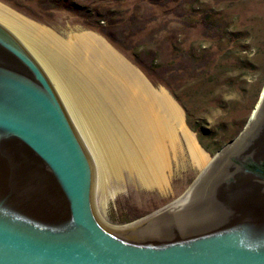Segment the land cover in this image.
Here are the masks:
<instances>
[{"label":"water","instance_id":"1","mask_svg":"<svg viewBox=\"0 0 264 264\" xmlns=\"http://www.w3.org/2000/svg\"><path fill=\"white\" fill-rule=\"evenodd\" d=\"M263 112L264 101L182 198L109 228L56 90L0 26V264H264Z\"/></svg>","mask_w":264,"mask_h":264},{"label":"rangeland","instance_id":"2","mask_svg":"<svg viewBox=\"0 0 264 264\" xmlns=\"http://www.w3.org/2000/svg\"><path fill=\"white\" fill-rule=\"evenodd\" d=\"M184 1L182 18L176 16L172 3L147 8L143 0H0V6L61 41L81 33L103 39L153 89L167 92L181 109L187 129L213 160L244 133L264 98V0ZM93 15L103 16L102 27L109 20L119 21L116 42L93 26ZM146 19L151 21L141 30ZM134 54L144 56L145 71ZM61 71L74 94L79 84L83 87L84 83L69 80L65 66ZM60 101L93 163L95 210L107 227L121 229L149 218L182 198L202 174L186 163L169 176L165 190L143 187L127 173L104 178L76 126L78 119ZM91 102L98 117V109H107L98 95ZM93 126L89 125L90 130Z\"/></svg>","mask_w":264,"mask_h":264},{"label":"bare ground","instance_id":"3","mask_svg":"<svg viewBox=\"0 0 264 264\" xmlns=\"http://www.w3.org/2000/svg\"><path fill=\"white\" fill-rule=\"evenodd\" d=\"M0 26L44 67L58 96L78 119L76 126L104 178L127 173L143 187L165 190L169 176L186 163L203 172L212 161L185 126L181 109L167 92L153 89L103 39L81 33L61 41L2 6ZM61 66L71 75L69 80L84 83L75 94L66 86ZM96 95L107 107L98 109L99 117L91 108Z\"/></svg>","mask_w":264,"mask_h":264},{"label":"trees","instance_id":"4","mask_svg":"<svg viewBox=\"0 0 264 264\" xmlns=\"http://www.w3.org/2000/svg\"><path fill=\"white\" fill-rule=\"evenodd\" d=\"M54 2L57 3L58 1H54ZM143 2L145 3V7H147V8L154 7L155 5L156 6L160 5L162 7L165 4H167V3H172L174 5L173 11L175 10L174 12L176 13V16L178 18H182L183 15L186 12V10H185L186 7L184 6V3H185L184 0H163V2L159 3V4H158V0H143ZM86 16L89 19L88 14ZM92 17H93V26L94 25L97 26V28L100 30L101 33L106 35L110 40L116 42L115 36L116 35L119 36V34H120V31L116 30L119 21H113V20L111 21V20H109L107 22V27H104V26L102 27V26H99V22L103 21V16L101 17V16L93 15ZM150 21H151V19H146V21L141 25L140 29L143 30L145 28V26H146L145 24L146 23L148 24ZM139 55L140 54H138V55L134 54L135 62L137 63V65L140 66V68L142 70L145 71L148 68V66L145 64V61H143L145 59H142V57H144V56L143 55L139 56ZM148 58H149L148 60L151 62L150 65L152 67V65H153L152 64V58L151 57H148ZM151 67H149V68L151 69Z\"/></svg>","mask_w":264,"mask_h":264},{"label":"flooded vegetation","instance_id":"5","mask_svg":"<svg viewBox=\"0 0 264 264\" xmlns=\"http://www.w3.org/2000/svg\"><path fill=\"white\" fill-rule=\"evenodd\" d=\"M263 118H264V112H263ZM262 141H264V139L262 140ZM238 162H243V161H238ZM255 164H257V163H255ZM253 164H249V165H247V166H251V168H253V169H256V165H254V166H252ZM258 166V165H257ZM259 171H260V168H259ZM261 172V171H260Z\"/></svg>","mask_w":264,"mask_h":264}]
</instances>
